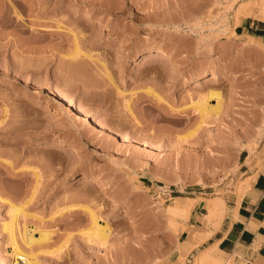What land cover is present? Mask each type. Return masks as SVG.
Returning <instances> with one entry per match:
<instances>
[{"label": "rangeland", "instance_id": "obj_1", "mask_svg": "<svg viewBox=\"0 0 264 264\" xmlns=\"http://www.w3.org/2000/svg\"><path fill=\"white\" fill-rule=\"evenodd\" d=\"M261 1L0 0V264L14 260L10 203L15 243L39 264H232L179 241L192 210L239 195L242 164L264 154ZM157 45L179 64L141 59ZM176 200L191 208L171 217ZM89 209L104 244L87 239Z\"/></svg>", "mask_w": 264, "mask_h": 264}, {"label": "crops", "instance_id": "obj_2", "mask_svg": "<svg viewBox=\"0 0 264 264\" xmlns=\"http://www.w3.org/2000/svg\"><path fill=\"white\" fill-rule=\"evenodd\" d=\"M252 26L243 24L246 31ZM242 165L245 187L239 195L225 196L211 213L204 203L192 210L189 226L195 232L179 241L186 257L210 248L211 256L232 264H264V154Z\"/></svg>", "mask_w": 264, "mask_h": 264}, {"label": "bare ground", "instance_id": "obj_3", "mask_svg": "<svg viewBox=\"0 0 264 264\" xmlns=\"http://www.w3.org/2000/svg\"><path fill=\"white\" fill-rule=\"evenodd\" d=\"M261 2L264 3V0H262ZM262 6H264V5H262ZM246 9H247V5H241V7H239V9H238V12L240 14L244 15ZM164 56H167V57L173 59L175 61V66L179 64L178 61L175 59V56H174L173 51L169 47L163 46V45H157L154 48H151L149 50H146L144 53H142L141 59H143L145 62H147V61L150 62L151 60H154V59L156 60L159 57H163L164 58ZM228 74H229L228 70L222 69L219 72L211 71L210 73L206 74V76H201V77H203V78L205 77L204 80H202V81H214V80H217L219 78H222L223 76H226ZM197 79H200V78L194 77V78H191L189 81H193V80H197ZM33 83H34V86L36 88H40V89L42 88V85L39 82L34 81ZM51 93H53L56 97L62 99L67 105H69V106L70 105H74L75 108H76V110H75L76 117H78L79 119H84L83 121L87 120V121H89L91 123H93V122L96 123L97 122V121L95 122V120H90V118L87 116L86 109L84 108V106L82 104H80L78 102L77 103L76 102H72V100L66 98L64 96V94H59L58 92H55L54 90H52ZM101 124H103V123H99L98 122V125H100V127H103ZM115 133L118 134V135H121L122 136V139H125L122 134H119V132H115ZM58 141L59 142H57V143L60 146L61 145L64 146L67 143L66 140H64V139H58ZM142 142L144 144L146 143L148 146L151 147V149H154L156 151L157 148L150 141H146L145 139H143ZM73 155H74V157L81 156L80 153H79V151H77L75 149H74ZM88 177H91V175L84 173L83 174V177H82L83 178V181H88V179H89ZM186 198H187L186 200L191 199L190 197H186ZM218 200H217V202L213 203V207H216V206H219V207L221 206L222 207L224 205V204L223 205L221 204V202H223L222 201V198H218ZM190 202H191V200L190 201H187V202L185 201V203H181V202H179V201L176 200V201L170 203V205L168 204L167 207H166V209L170 213L171 217H172V215L174 217V213H173V211H171V209H174L175 211H178L181 214H185L191 208V203ZM213 207L211 206L210 210H208L209 213H211L210 211L213 210ZM73 208L74 207L71 208V206H69V209H67V210H71ZM214 210H215V208H214ZM21 213H22V210L20 208H18L15 204L10 203V217H9V220L7 222H3L2 225H1V230L3 232H6L7 233V240L9 242L8 244H10L11 252L14 255V257H13L14 260H13L12 263L13 264H17L16 262L19 260V257H20V259H22V260L24 259V262L23 263L21 262L22 264H39L37 262V260H35L33 258V257H35V255L31 259H28V256H31L32 254L26 256L27 253L22 252L18 248V246L16 245V243H15L13 230H14V225H15L16 218ZM89 214H90V225H89V227L86 230V234L88 236L87 239H89V241L90 240L91 241L94 240V242L97 241L98 243L104 244V240L109 235L110 229H109V227L107 225H101V224H99L98 221H97V216L90 209H89ZM169 220L172 223L174 221L173 219H169ZM173 225L176 226V224H174V223H173ZM174 226H173V228H174ZM31 232L26 237V240L29 243H32V242H35V241H39V240H41L43 238H47L48 237V234L47 233L40 231L39 237L37 239H34L32 237V233ZM199 241H200V239H199ZM225 264H230V263H227L226 262Z\"/></svg>", "mask_w": 264, "mask_h": 264}]
</instances>
